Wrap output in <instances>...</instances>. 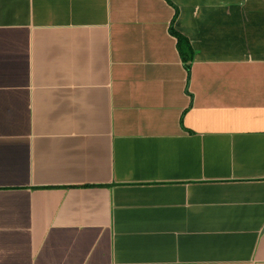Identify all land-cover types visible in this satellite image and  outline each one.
Wrapping results in <instances>:
<instances>
[{"label":"crops","instance_id":"0c3cea01","mask_svg":"<svg viewBox=\"0 0 264 264\" xmlns=\"http://www.w3.org/2000/svg\"><path fill=\"white\" fill-rule=\"evenodd\" d=\"M0 0V264H264V0Z\"/></svg>","mask_w":264,"mask_h":264},{"label":"trees","instance_id":"16d2710c","mask_svg":"<svg viewBox=\"0 0 264 264\" xmlns=\"http://www.w3.org/2000/svg\"><path fill=\"white\" fill-rule=\"evenodd\" d=\"M172 5H174L170 0H168ZM176 8V12L174 14V17L172 19L171 25H170V32L172 35H174L177 39V48L179 50L180 56L182 58L183 64L185 66V69L187 70L188 74V83L190 80V75H191V68H192V63L194 60V48L192 47L189 39L182 34L180 31H178L175 26L174 22L176 20V17L178 15V8L174 5Z\"/></svg>","mask_w":264,"mask_h":264}]
</instances>
